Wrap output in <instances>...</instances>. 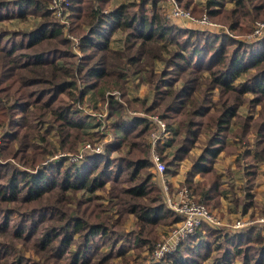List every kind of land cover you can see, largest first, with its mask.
Wrapping results in <instances>:
<instances>
[{
  "label": "trees",
  "instance_id": "16d2710c",
  "mask_svg": "<svg viewBox=\"0 0 264 264\" xmlns=\"http://www.w3.org/2000/svg\"><path fill=\"white\" fill-rule=\"evenodd\" d=\"M50 1L0 0V23L38 20L29 30L0 27V158L12 157L29 169L0 162V264H129L120 236L129 216L136 224L128 248L136 253L134 264H147L136 260L156 250L159 227L182 220L153 182L149 115L158 116L173 135L156 149L166 175L207 134L182 186L210 211L222 206L218 157L238 151L230 147L231 140L242 146L255 133L253 151L246 149L237 161L244 166L246 185L244 197L234 204L247 214L255 204L252 190L264 163V38L245 39L255 22L264 23V0H230L232 9L217 0H208L201 9L195 0H178L191 15L206 12L230 34L171 23L160 6L164 0L115 7L112 0H68L70 31L82 51L79 59L64 32L67 23L54 17ZM119 33L125 38L122 48L115 46ZM157 62L163 63L162 70ZM136 73L145 76L151 102L128 96L127 76ZM88 96L99 100L104 118H97L102 115L97 111L82 116ZM247 103L261 105L256 118L238 115ZM134 110L147 117L130 115ZM43 122L49 126L37 138L41 144L31 143L28 134L40 133L37 125ZM94 124L100 137L112 134L103 154L85 155L78 159L81 164L71 166L43 164L57 149L72 152L91 141L88 129ZM52 128L55 140L47 136ZM169 147L174 148L171 155ZM195 174L202 180L196 182ZM105 199L107 206L101 203ZM260 212L264 215V206ZM18 242L39 259L21 252ZM104 246H109L105 252ZM208 261L264 264V224L235 232L204 225L155 264Z\"/></svg>",
  "mask_w": 264,
  "mask_h": 264
},
{
  "label": "rangeland",
  "instance_id": "374dc122",
  "mask_svg": "<svg viewBox=\"0 0 264 264\" xmlns=\"http://www.w3.org/2000/svg\"><path fill=\"white\" fill-rule=\"evenodd\" d=\"M132 1H137V0H112L111 6L115 7L116 5H119L121 3H128V2H132ZM224 1L225 0H223L222 3H224L226 9H232L233 7H235L234 2H231L232 4L230 5V2L226 3ZM226 1H230V0H226ZM50 2H49V5H50ZM206 3H207V1L205 0V2L203 4H201V6H199L196 3L195 4L198 8L201 9V8L205 7ZM160 6L162 7V11L164 12V15L167 16V11L169 10V8H168L167 4L165 3V0L162 2V4ZM67 11H65V14L62 18L57 17V16H54V17L61 24L67 23V25L64 29V32L66 34V37L72 41V43L74 45L73 47L75 48L73 50L75 51V54L78 57L77 59H79L82 55V51L79 50V48L77 47V45L79 43L78 38H76V36H74L73 33L70 31V29L72 28V25L70 24L71 18H70V8L69 7H68ZM192 15L194 18H201L202 16L207 15V14H206V12H204L201 17L198 16V14H195V15L192 14ZM211 22L215 23L213 21H211ZM37 23H38V20L36 18L30 17L26 21H21L19 19L4 21V22L0 23V27H2L4 29H9V30H16V29L17 30H29V29H32L33 27H35ZM171 23L176 24L180 27L183 26L184 28H187V27L191 28V27H193V25H197L202 30L217 31L211 27H207V26L203 27L199 24L192 23L188 19H176L174 21H171ZM185 26H187V27H185ZM198 27H197V29H198ZM220 27H222V26L220 25ZM253 30H254V27H253ZM225 31H228V29L222 27V30L219 31V33L226 34ZM115 37L117 38V42H118V44L115 46L122 48L124 46V42H125L124 39L125 38L122 36L121 33L115 34ZM246 37H241L240 40H244L242 38H246L245 39L246 41H249V42L252 41L250 36H246ZM258 39H261V38H258ZM157 69L162 70L163 69V63L157 62ZM127 79H128V81H127V93H128L129 97H131L133 99L134 98L145 99L146 101L151 102V100L153 98V92L150 89V87L148 86V84L146 83V79H145V76L143 74H139V73L132 74V75L127 76ZM116 92H118V91H116ZM119 93L120 92L116 93V96L119 99H121V94L119 95ZM98 101L99 100L95 96H90V97L88 96L85 104L92 106V109L91 108L87 109L85 107V104L82 105V108H81L82 109V116L85 117V116L90 115V114L94 115L91 111H93V112L97 111L98 113H96V114L102 113V115L101 114L96 115L97 118H101V117L104 118L106 116L105 115L106 114L105 109H103V108H101L100 110L97 109V107H99V106L101 107V104ZM96 102H98V103H96ZM94 106L96 108H94ZM260 109H261V105L250 107L249 103H247L246 105H243L242 107H240V109L238 111V115L242 116V117L254 115V118H256L258 116ZM134 114L144 115V111L134 110V111L130 112V115H134ZM145 117H147V116H145ZM157 117L158 116H156V115L155 116L149 115L147 117L148 121H150V126H151V130H150L151 133H149L150 134V137H149L150 142L153 139L152 136L158 132V131H156V127H157L156 118ZM35 122L37 123L38 120ZM48 126L49 125L47 122H43V124L41 123V124L37 125V129L40 133L30 132L28 135H31L30 139H33L30 142L33 144L40 145L41 143L39 142V140H37V138L39 137V135H42L41 133L46 131ZM100 131H102V129H100ZM88 132L90 133V135H92L93 139L91 141H86V142L80 143L78 145V147L76 148V150L72 151V152H65V151L57 149L56 153H54L50 156L48 155L45 158L43 164L44 165L46 164V166H50V165L54 166V165H58V164H62V163H63V166H71L73 164H81V161H78L79 158L77 157V154L79 153V150H81L83 145L86 143H92V144H94L93 146H95L96 148L100 147L102 154H103L104 153L103 149L106 150L105 146H106L107 142H109V140L112 139V134L109 132L105 138L103 136L100 137L99 134L97 133L96 124H94V126L92 125V127L88 129ZM47 136L50 139L55 140L56 129L52 128L47 133ZM169 138H168L169 139L168 141H171L173 138V135L171 134V136ZM206 140H207V134L202 136L197 147L195 149H193V151L191 152L190 157L187 160L183 161L184 163L182 162V165L177 164V166L175 167L176 171L180 170L182 172L181 179L183 181L186 177V173H187L188 169H190V167H192L194 158L201 153V149L203 148ZM0 142H1V128H0ZM255 142H256L255 133L250 134L248 136L247 140L242 142V146L240 144L234 143L231 140L229 142L230 147H236V149L238 148V151L236 153H232L230 155H226L223 153L218 157V159L216 161L215 169L217 170V172L219 173V176L222 179L223 198H222L221 208L215 209L213 211L209 210V212L214 216L216 222L219 223L218 225L215 226L214 229H224V230H228L231 232H235V231H239L241 229L247 228L249 226H252L254 224L262 225L260 223V221L264 220V215L261 214L260 210L264 206V163L260 164V166L258 168V177H257L258 179L256 181V184H255L253 190H252V193L254 195L253 200L255 203L254 206L252 207V209L249 210L247 214H243L241 212V205H240L239 209L237 210L235 207V204H234V199H242V197H244L245 194L241 189L243 187H245V185H246V177L244 176V172H243L244 166L240 167L238 165L237 161H238V159L242 158V155L246 149H252V151H253V147H254ZM17 149H18V146H16V150ZM64 159H66V160H64ZM0 162H2V163H6V162L10 163L11 162L13 164H17V166L22 170H29V169H26L24 166H22L17 161V159L14 160V158H12V157L0 158ZM38 169H39V167H38ZM30 171H32V170H30ZM152 172L154 175L153 182L158 185V187L160 189L161 197L164 201V194H163V187H162V179L163 178L156 172L154 165L152 167ZM167 175L164 176V180L167 183H169L172 191L179 189V187H183L181 183L176 184V183H173L172 181H171L172 182L171 183L168 180ZM171 175H173V173ZM96 194L101 195L102 192L98 191ZM101 203L104 206H107L108 205V199L103 200ZM110 206L113 207L114 205L110 203ZM2 207H8V206L4 205ZM112 210L116 211L115 208H113ZM16 212L18 214L21 213V211H19L18 209L16 210ZM108 213L113 214L115 218L118 217L111 210L108 211ZM18 214H12L11 216L16 217V216H18ZM251 217H254V218H251ZM179 222H180V220H179ZM179 222L174 224L173 226H170V227H163V226L159 227V229H158L159 241L157 244L166 243L167 240H169L171 233L176 229L177 225H179ZM135 224H136V220H135L134 216H129L127 218L125 224H124V228H123L124 230L121 232V235H120L122 237L121 238V244L124 246L123 249H128V250H126V256L131 259L129 261V264H134V261H135L134 255H136V253L133 249L131 250L128 248L129 244L133 240L132 232H134ZM237 225H240V227L236 228ZM17 247L21 252L26 254L28 257H32L34 259H39L38 257H36L34 255V253L32 251H28L27 249L22 247L20 242L17 243ZM101 249L103 252H105L109 249V246H104ZM154 250H155V248H154ZM154 250H152V252L145 251L144 255L147 256L148 258L147 259L138 258V260H136V262L142 261V262L147 263V264L157 263L158 261L155 260L154 258H152ZM119 259L120 258H116V261H120ZM238 263L239 262H237L236 264H238ZM205 264H213V262L208 261Z\"/></svg>",
  "mask_w": 264,
  "mask_h": 264
},
{
  "label": "built area",
  "instance_id": "2783aa9c",
  "mask_svg": "<svg viewBox=\"0 0 264 264\" xmlns=\"http://www.w3.org/2000/svg\"><path fill=\"white\" fill-rule=\"evenodd\" d=\"M165 3L169 8L166 16L169 21H174L176 19H188L192 23L199 24L203 27H211L217 30V32L222 30V27L216 23H212L207 15H204L201 18H194L189 11L183 9L179 5L178 0H165ZM68 7V0H52L50 5L54 15L60 18L64 16ZM62 24L65 25V23ZM225 33L229 34V31H225ZM250 38L251 40L264 38V23L256 22ZM140 116L145 118L144 115L136 114V117ZM159 119V117L156 118V131L158 132L152 136L153 139L151 141L153 150L152 161L154 163L156 172L163 178L162 187L166 206L171 211L178 214L182 220L179 225H177L176 229L171 233L169 240H167L166 243H160L157 246L153 254V258L157 261L162 260L165 255L174 252L182 240L193 236L198 231H202L204 225H209L210 227L215 228V226L219 224L216 222L214 216L209 212L207 207L204 204L196 201L192 192L187 187H179V189L172 191L169 183L164 180L167 167L165 163L162 162V159L156 149L158 145H161L166 140H168L172 133L168 130L166 123ZM103 128L104 127H101L102 130ZM94 154H102L101 148H96L95 146L88 143L83 145L77 157L83 159L85 155L90 156ZM260 223L264 224V220H261ZM238 227H240V225L236 226V228Z\"/></svg>",
  "mask_w": 264,
  "mask_h": 264
},
{
  "label": "crops",
  "instance_id": "0c3cea01",
  "mask_svg": "<svg viewBox=\"0 0 264 264\" xmlns=\"http://www.w3.org/2000/svg\"><path fill=\"white\" fill-rule=\"evenodd\" d=\"M206 1H208V0H206ZM217 1H219V2H223V0H217ZM205 2V0H195V3L196 4H198L199 6H201V4H203ZM224 2H226V3H228V2H230V1H224ZM232 3L230 2V5H231ZM228 5V4H227ZM230 7V6H229ZM182 28H184L183 26H181ZM185 27H187V26H185ZM197 25H193V27H187V28H190V29H197ZM198 29H200V30H202L200 27H198ZM215 32H217V31H215ZM116 37L114 36V39H115ZM172 151H173V148H171V147H169V148H167L166 149V153L168 154V155H171V153H172ZM165 154V153H164ZM184 163V162H183ZM177 164H179V165H182V162L180 163V162H178ZM189 170H191V167H190V169H188V171H187V173L188 172H190ZM187 173H186V176H187ZM181 175V176H180ZM168 176V180L171 182H173V183H176V184H179V183H181V184H183L184 182H185V180H186V177H185V179H184V181L181 179V177H182V172L180 171V170H177L176 171V169L174 170V173H173V175H171V174H168L167 175ZM194 180L197 182V181H201L202 180V178H200L199 177V175L198 174H195V178H194ZM171 182V183H172Z\"/></svg>",
  "mask_w": 264,
  "mask_h": 264
}]
</instances>
